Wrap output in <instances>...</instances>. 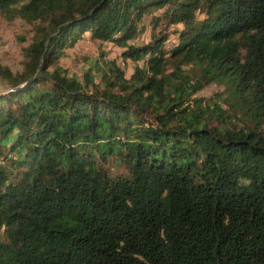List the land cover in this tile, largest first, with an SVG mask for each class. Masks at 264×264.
I'll use <instances>...</instances> for the list:
<instances>
[{"label": "trees", "instance_id": "16d2710c", "mask_svg": "<svg viewBox=\"0 0 264 264\" xmlns=\"http://www.w3.org/2000/svg\"><path fill=\"white\" fill-rule=\"evenodd\" d=\"M19 3L0 0L32 31L23 70L0 63V264H264V0ZM85 35L131 73L59 66ZM212 83L227 97L196 96Z\"/></svg>", "mask_w": 264, "mask_h": 264}, {"label": "rangeland", "instance_id": "374dc122", "mask_svg": "<svg viewBox=\"0 0 264 264\" xmlns=\"http://www.w3.org/2000/svg\"><path fill=\"white\" fill-rule=\"evenodd\" d=\"M28 0H20L18 6ZM153 14L146 15L141 23L143 29L139 34L130 41L134 45H142L148 43L151 39L153 28L149 22ZM181 26V25H180ZM179 25L166 26L164 23L158 26L154 32L159 29L166 32H171V42H175V31ZM31 26L26 24L20 18L10 19L0 13V63L8 66L13 72L23 70L25 58L22 55V47L27 45L31 38ZM123 49L119 46L112 45L109 42L95 40L85 35L79 39L75 45L66 51L58 61V65L67 69L70 74L81 80L85 70L92 66L94 60L99 57L100 53H105L108 59H116L117 63L129 75L134 66L129 59L124 60L121 56ZM5 86L4 82L0 81V89ZM196 96L207 99H224L227 97V91L223 85L212 83L199 91Z\"/></svg>", "mask_w": 264, "mask_h": 264}]
</instances>
